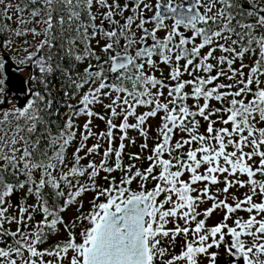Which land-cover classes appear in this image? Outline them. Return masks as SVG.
Wrapping results in <instances>:
<instances>
[{"label": "snow or ice", "instance_id": "1", "mask_svg": "<svg viewBox=\"0 0 264 264\" xmlns=\"http://www.w3.org/2000/svg\"><path fill=\"white\" fill-rule=\"evenodd\" d=\"M57 48L64 58L89 61L79 82L72 81L77 91L87 90L78 107L67 105L55 134L42 122L37 102L50 108L51 101L39 91L25 107L0 112V264H199L201 257L217 264L221 246L231 264H264V179L256 178L264 177V0H0V71L7 52L22 50L26 58L18 63L32 61L46 89ZM45 49L47 57L36 58ZM246 56L255 57L250 65ZM161 64L169 68L167 78L155 75ZM97 103L107 117L92 110ZM139 107L149 110L138 114ZM160 113L148 166L133 163L144 159L139 153L124 165V141L135 144L128 130L144 138L141 151L148 149L146 124ZM80 115L88 117L82 131L74 122ZM94 116L105 121V131H92ZM92 137L97 143L88 147ZM102 141L107 147L99 163L83 165L100 155ZM101 172L106 187L96 183ZM137 181L139 190L132 191ZM234 188L247 192L231 195L229 203ZM88 191L94 192L91 211L77 219L89 226L77 242L76 222L66 223L60 213ZM17 193L23 195L12 203ZM53 197L67 198L56 208ZM217 209L222 221L207 226ZM241 211L246 219L235 216ZM58 226L67 239L44 248ZM180 236L182 251L167 258Z\"/></svg>", "mask_w": 264, "mask_h": 264}, {"label": "flooded vegetation", "instance_id": "2", "mask_svg": "<svg viewBox=\"0 0 264 264\" xmlns=\"http://www.w3.org/2000/svg\"><path fill=\"white\" fill-rule=\"evenodd\" d=\"M120 2H121V4H123L124 0H120ZM149 2L154 5L155 2H156V0H149ZM183 2L184 3H188L189 0H183ZM125 15H128V13H125ZM148 15L151 16L152 13H148ZM167 23L171 24V23H173V20L172 19H168ZM149 27H151V25H149ZM181 30L183 31V28H181ZM158 35L163 36L164 35V32L161 31L160 33H158ZM196 42L199 43V40H197ZM92 43H93V46H95V41H93ZM97 51H99V49H97ZM117 51H120L121 54H123L122 48L121 49H117ZM203 51L206 52L207 49H205ZM7 54L9 55V52ZM112 54H115V53H112ZM202 54H203V52H202ZM41 55H43V56L46 57V51L43 50V52H42ZM216 55H220V53L217 52ZM9 57L11 59L12 55H9ZM25 58H26V56H25ZM254 59H255V57L246 56L244 58V63L250 65L253 62ZM88 62H89L88 60L75 61L72 58V69H73V79H72V81L75 80V81L79 82V77L83 75V69L87 66ZM91 62L93 64L96 63L94 59ZM181 63H183V61ZM16 64H18V63H16ZM18 65H20V64H18ZM20 66H29V62L27 64H22ZM236 66L237 67L239 66V62H237V65ZM25 70H27V76L25 78V80H26L29 77L30 71L27 68ZM245 72H247V69H245ZM168 73H169V68L167 66L161 64L160 65V71H157L155 73V75L158 78H167L168 77ZM113 75H110V79L113 78ZM31 78H32V72H31V77H30V89L34 93L35 91H34V89L32 87V84H31ZM183 78L184 79H189L190 77H188L187 75H185ZM4 80H5V77H4ZM71 86H72V91H71L72 94L70 95V99L67 100V102H68V104H71L73 106H77L78 107L79 106L78 105V102H79L80 98L82 97L83 92L87 90V87L85 89H82L80 91H77L75 89L73 83H71ZM18 87L19 86L14 85L12 92L9 95H6L7 98L9 97V99L14 100V105H9V106H16V98H15L14 92H16V90L18 89ZM30 89L27 87L25 93L28 94L29 91H30ZM6 90H7V87L3 90L4 91L3 92V98L5 96V91ZM189 91H190V89H189ZM166 96H167V90H165V97ZM32 99H34L33 96H32ZM109 102L110 101L108 99H106V98L104 99V104H107ZM188 103L191 104L192 101L189 100ZM201 103H202V101H201ZM211 103H212V106H214V107H219L220 106L219 103H217L216 101H212ZM26 104H27V102L25 103V105ZM9 106L7 105L6 108H9ZM66 109H67V105H66V108H64V110H66ZM92 110L94 112L99 113L101 115H104L106 117L108 116L107 110L103 107V105H101L99 103L93 105L92 106ZM148 110H149L148 107H139L137 109V113L138 114L139 113H143V112L148 111ZM68 114H69V111L66 112L65 119L67 118V115ZM162 115H163V113H160L157 117L150 118L147 121L146 129L148 130L149 138L147 139L148 149H146V150L141 151L140 145L142 143H144L145 140H144V138H142L140 136L139 132L137 130H132V129H129L128 130V136L130 138L135 139V144L130 143L129 140H125L124 141V143H125V149H124L123 156H122V163L124 165H127L129 163V156H130V154L139 153L142 157H144V159L137 160V161H133V163H135L137 165V167H139L141 169H144V168H146L148 166V161H147L146 157L149 154H151L150 153V150H151L152 147H154V144L156 142V136H157L156 129H157V127L161 123V116ZM87 120H88V117L85 116V115H80V116L74 117L75 125L81 131L83 130V125H84V123ZM115 123L119 124L120 123V119H116L115 120ZM129 123H135V119L134 118H130L129 119ZM201 124H202V127L200 128V131L203 132L204 131V127H206V124L203 121H201ZM217 126H219V125H217ZM91 129H92V131L94 133H99V132L105 131L106 130V123H105V121L100 120V119H98V118H96L94 116V117L91 118ZM119 135H120V133L117 131L116 132V136L118 137ZM176 138H179V136H177ZM79 139H80V132L78 131L77 132L76 139L73 141V143L70 145V147H68V149H67L68 152H66V155H67L69 161L72 158V153L75 151L76 147H78V145H79ZM86 143H87V146L88 147H91L93 144L97 143V140H96L95 137H92V138H89V140ZM101 143H102V148H101L100 155L88 157L87 159L82 160L81 163L83 165H87L89 159L95 160L97 163H99V161L101 159V156H102V153H103V150H104V148L107 147V142L106 141H102ZM119 143H120L119 139H116L115 142H114V146L115 147H118ZM83 155H84V153L82 152L81 153V156H83ZM113 163H114V157L109 160V165H112ZM104 175H105V173L101 172L99 178L96 181V183L99 186L100 185H104L106 187L107 186V183L103 179ZM111 175L114 176V177H116L117 182H119V179H120L122 173L119 172V171H116V172H113ZM186 178L187 177H185V179ZM256 178L257 179H264V177H260V176H257ZM81 182H84V181L82 180ZM152 186H153V182L149 181L148 184H147V187L150 189ZM202 186L203 185H198V187H202ZM130 187L133 189V191L139 190V181L134 182ZM222 187H223V184L222 183L219 184V185H213V186H211V190L213 192H215L217 188H222ZM245 192H247V189L246 188H234V189H231L230 190V193H229V203H232V201H231V195L234 194L237 197L243 198V194ZM218 195H219V197L221 199H223L225 194L221 192V193H218ZM86 196H90V198L88 200H91V198L93 199V197H94V193L88 191ZM212 203H213V201H210L209 200L206 203L200 204L199 207H198V211L203 212V210H205L206 208L210 207ZM223 215H224L223 211L217 209L207 219L206 225L207 226H213V225L221 222L222 219H223ZM247 215L248 214L246 212H242V211L241 212H237L235 214V216H240V217H243L245 219L247 218ZM200 218H203V217H200ZM37 219H39V217H37ZM228 223L231 225L232 224V220H229ZM88 226H89L88 222L83 221L82 222V225L76 226V228L73 231L75 233H80L84 228H86ZM192 226L194 227V224ZM168 227L171 228V227H173V225L172 224H169ZM14 228H15V226H13V229ZM61 231L66 232L63 229V227H60V229L59 230H56V232L53 235L47 237L45 243L43 244V247L44 248H49V247L54 246L57 243L62 242V241H60V240H62V237H63L61 235ZM57 234H58V236H57ZM77 239H79V237H77ZM184 242H185V238L183 236L177 237V239L175 241V244L173 246H170L169 247V253H168V257L167 258H170L172 255H178L182 251V249H183ZM167 243H168V241L165 240V244H167ZM213 250H215V249H213ZM219 251H220V255L217 258V264H231V259L224 254V248H223V246H221V248H220ZM199 264H207V261L203 257H201L200 260H199Z\"/></svg>", "mask_w": 264, "mask_h": 264}, {"label": "trees", "instance_id": "3", "mask_svg": "<svg viewBox=\"0 0 264 264\" xmlns=\"http://www.w3.org/2000/svg\"><path fill=\"white\" fill-rule=\"evenodd\" d=\"M94 11H95V9H94ZM34 50H35L34 48L30 49V51H34ZM45 51H46V57H47L48 50L45 49ZM10 53H11V51H9V55H11ZM24 54L26 55L25 52H24ZM20 59H25V56H23ZM14 61L16 63H18L17 58ZM51 62L54 65V71L47 75V81H48L47 88L45 89L44 84L39 82V78L41 77V74L39 72L38 67L35 65L32 66V70H31V72H32L31 84H32V87H33L35 92H37V91L41 92L42 95H45L46 100L51 101V107L50 108H45L43 102H37V103H38L39 108L41 109L40 115L42 117V122L44 124H47V126L49 127V130L53 134H55L65 124V121H66L65 115H66V112L69 111L68 107L66 110H64V108H66V105H69L67 100L70 99V95L72 94L71 93V91H72L71 83H72V79H73V69H72V58H64L63 49H60V48L53 50V59ZM20 65H22V64H20ZM55 65H59V67L56 68ZM65 72L71 73V79H69L67 76H65V74H64ZM0 80L3 81V83L0 84V89H2V91H0V102H3V93L2 92H4L3 90L6 88V86L4 85V75H3L2 71H0ZM0 104H2V103H0ZM25 106H23V107H25ZM13 107H16V106H9V108L0 109V112L11 110ZM23 107H18V108H23ZM40 131L43 132V127L40 128ZM41 147H45V145L42 143ZM81 183H83V182H81ZM100 186L105 187L104 185H100ZM131 190L133 191L132 188H131ZM90 192H92V191H90ZM22 195H23L22 193H17L16 195H14L12 197V203H16L19 200L20 196H22ZM86 195H87V192L83 193L81 195V197H79L77 199L76 203L69 206L65 211L60 213V215L63 217V219L66 223L75 221L76 226L82 225V222L79 221L77 218L81 213L87 214L89 211H91V207H92V203H93L92 198H91V200H88V201H86L84 199V196H86ZM66 198L67 197H65L63 199H66ZM63 199L56 200L55 197H53L52 201H50V203H53L56 208H59L63 205ZM28 203L31 204L32 200H29ZM81 205H82V207H81ZM83 206H85V207H83ZM73 210L78 211L77 215L68 216L67 215L68 212L73 211ZM60 227H63V226H58L57 230H59ZM55 232L56 231L52 232L48 236L53 235ZM61 233H62L63 237H62V240H60V241L66 240L67 239V232L62 231ZM75 234H76V239H77V237H79V241H80L81 238L79 236V233H75Z\"/></svg>", "mask_w": 264, "mask_h": 264}, {"label": "water", "instance_id": "4", "mask_svg": "<svg viewBox=\"0 0 264 264\" xmlns=\"http://www.w3.org/2000/svg\"><path fill=\"white\" fill-rule=\"evenodd\" d=\"M42 53H38L36 58H39ZM6 64L5 68L2 70V73L5 77L4 85L7 87V90L5 91V96L3 98V103L0 104V109H5L7 107V96L9 95L12 90L13 86L16 85L15 81H18V89L15 94L16 98V107H23L26 102H28L29 99H32L33 91L30 89V77H31V70L32 65L34 64L32 61H29V66H20L16 64L12 59H10L9 55L5 57ZM35 59V58H34ZM28 69L30 71L29 77L25 80L19 72ZM29 88L30 91L28 94L25 93L26 88Z\"/></svg>", "mask_w": 264, "mask_h": 264}, {"label": "rangeland", "instance_id": "5", "mask_svg": "<svg viewBox=\"0 0 264 264\" xmlns=\"http://www.w3.org/2000/svg\"><path fill=\"white\" fill-rule=\"evenodd\" d=\"M11 55H12V57H16L18 60L20 59V58H22L23 56H26L25 54H24V51H22V50H20V51H11V53H10ZM19 74L23 77V78H26V76H27V70H22V71H20L19 72ZM15 83H16V86H18V81H15ZM3 93V92H2ZM7 105L9 106V105H14V100H12V99H9V97L7 98ZM90 198V196H84V199L86 200V201H88V199ZM83 207H85V206H83ZM77 213H78V211H75V210H73V211H69L68 212V216H75V215H77ZM62 232V231H61ZM61 235H62V233H61ZM57 236H58V234H57ZM56 236V237H57ZM77 242H79V239H77Z\"/></svg>", "mask_w": 264, "mask_h": 264}]
</instances>
